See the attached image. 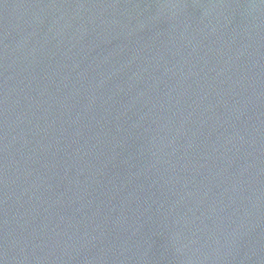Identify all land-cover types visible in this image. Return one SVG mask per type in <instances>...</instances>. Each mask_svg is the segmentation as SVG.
<instances>
[{
    "label": "water",
    "instance_id": "water-1",
    "mask_svg": "<svg viewBox=\"0 0 264 264\" xmlns=\"http://www.w3.org/2000/svg\"><path fill=\"white\" fill-rule=\"evenodd\" d=\"M0 264H264V0H0Z\"/></svg>",
    "mask_w": 264,
    "mask_h": 264
}]
</instances>
